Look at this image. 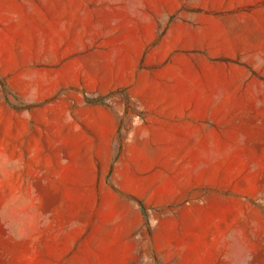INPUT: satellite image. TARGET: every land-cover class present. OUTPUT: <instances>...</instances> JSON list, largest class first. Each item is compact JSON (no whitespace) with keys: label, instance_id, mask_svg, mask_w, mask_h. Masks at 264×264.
Here are the masks:
<instances>
[{"label":"rangeland","instance_id":"1","mask_svg":"<svg viewBox=\"0 0 264 264\" xmlns=\"http://www.w3.org/2000/svg\"><path fill=\"white\" fill-rule=\"evenodd\" d=\"M158 96L202 132L134 142ZM122 158L171 161V208L135 201L187 236L167 264H264V0H0V264H162L107 226L136 220L93 182Z\"/></svg>","mask_w":264,"mask_h":264},{"label":"crops","instance_id":"2","mask_svg":"<svg viewBox=\"0 0 264 264\" xmlns=\"http://www.w3.org/2000/svg\"><path fill=\"white\" fill-rule=\"evenodd\" d=\"M135 88H138V86ZM145 107L147 109L145 125L141 131L136 132V135L134 134V142L135 140L146 142L149 139L148 132L150 131L154 133L156 140L165 141L167 139L171 141L172 139L178 140L176 136L178 131L199 130L202 132L204 129L202 113L189 112L187 106L177 108L172 105L171 100L166 96H158L149 100ZM110 114L112 115V128L111 136L108 139V147L112 148L116 144V126L120 122V118L117 117L118 113L115 109H112ZM172 131L173 134L171 135ZM188 137H191V135L185 136V138ZM195 138L196 141L201 139V134H196ZM179 144L181 146L182 142ZM183 145H189V143L185 142ZM108 162L112 164V157L108 159ZM159 162H161L160 159ZM124 163L123 158L122 161L118 160L113 173L109 175L101 174L95 177L93 182L95 188H99L101 191L106 190L113 195L132 196L130 199L125 198V200L127 199L128 202L132 203L130 210H132V215L136 217V220L133 221L132 218H128V214L124 212L119 221L122 224L118 222L112 224L113 222L109 221L107 226L123 227L125 235L119 234L115 238L123 243L136 244L134 253L140 259L151 257L162 264H167V259L171 255L172 257H180L187 252L189 243L187 236H184L183 239L173 238L170 234V228L174 222L171 219L162 217H157L156 227L150 225V229H145L141 211L136 207L135 201L138 198L149 196L148 199L145 198L147 205L152 208L164 212L171 208L172 203L166 202L164 197L166 193H171V161L169 160L167 165L164 162L159 169L153 171L145 166L139 173L129 171L125 168ZM85 184L89 185V183ZM189 189L192 190L193 186L191 185ZM106 237L111 238L112 236L107 235Z\"/></svg>","mask_w":264,"mask_h":264}]
</instances>
